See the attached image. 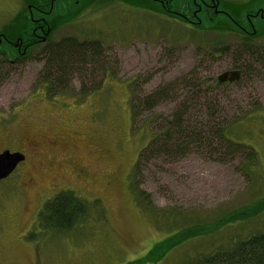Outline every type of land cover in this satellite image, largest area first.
Instances as JSON below:
<instances>
[{"label":"rangeland","instance_id":"1","mask_svg":"<svg viewBox=\"0 0 264 264\" xmlns=\"http://www.w3.org/2000/svg\"><path fill=\"white\" fill-rule=\"evenodd\" d=\"M34 1L37 14L42 0H0V31L25 10L27 16ZM51 3L44 17L65 20L51 41H99L107 75L102 85L100 76L93 78L85 91L74 77L71 87L48 96L40 75L41 43L0 81V154L20 151L28 157L0 181V264H192L264 234V211L216 226L264 200V63L246 59L236 37L193 32L170 14L123 0ZM216 42L228 52L212 55ZM250 45L264 54V37ZM240 57L243 74L235 63ZM234 72L239 79L231 82ZM186 76L216 104L213 114L237 123L230 139L252 147L258 162L246 167L241 158L221 161L193 151L176 161L153 159L135 178L140 153L162 132L176 105L144 111L134 123L132 90L141 98ZM208 115L203 111L205 122ZM63 192L74 193L88 212L70 228L49 229L40 214ZM194 227L198 234L183 237ZM169 239L165 250L159 247Z\"/></svg>","mask_w":264,"mask_h":264},{"label":"trees","instance_id":"2","mask_svg":"<svg viewBox=\"0 0 264 264\" xmlns=\"http://www.w3.org/2000/svg\"><path fill=\"white\" fill-rule=\"evenodd\" d=\"M123 1L165 16L169 14L167 10L174 11L173 17H176L183 25L190 26V30L193 32L236 37L243 45L239 51L246 59L264 63V54L253 51L250 45V42L264 37V18L259 16L251 17L258 14L257 10L264 8V0H251L245 3L223 0H214V2L212 0ZM30 4L35 6L36 1ZM48 7H50L49 4L39 8L46 9ZM254 7H258L257 10ZM25 13L26 10L24 14H19L15 22L6 28L5 31H0V37L4 36L6 38V34H8L11 37L10 40L15 42V44L19 40L24 45L30 44L32 49H34L41 42L38 41L36 36L31 35L32 27L35 25L29 19L28 14L26 16ZM178 14L182 17H179ZM45 19L48 28L46 26L43 29L44 34H47V40L45 48L42 50L44 67L40 75L46 94L55 97L59 91L66 90V87L73 85L74 77L80 80L82 91H85V88H88L89 83L97 76L101 77L100 82L102 85V80L107 75L106 67L108 66L104 57L105 52L102 43L99 41H80L72 37L64 38L58 43L52 42L53 33L64 25L65 20L62 19L60 24L54 18ZM212 47L215 49L212 55L228 52L226 45L222 47L217 42ZM13 51L16 52V48ZM29 55L30 52L15 62H10L0 56V81L11 67L21 65ZM235 63L239 72L243 74V65L246 63L242 57ZM249 63H247V67H249ZM239 72L232 73V78L229 81L236 82L239 79L237 78ZM225 78L226 76H223L216 81L217 87L221 86V82L223 84ZM138 83L139 80L135 81L133 87L135 85L137 88ZM99 87L101 86L97 88ZM134 91L132 90L130 101L134 123L137 122L136 120L144 111H152L166 103L176 105L175 111L169 118L165 119V128L140 153L139 163L134 171L135 178L138 176L142 165L149 163L153 159L166 156L176 161L193 153V151H200L208 156H217L221 158V161L241 158L246 160V167L254 166L258 162V155L252 147L236 144L230 139V127L237 123L227 124L219 119L217 114H213V108H215L216 104L213 101H209L208 97L203 96V87L196 84L190 76L163 84L141 98L137 97ZM180 92L187 93L190 96L186 95V97L184 96L185 94L176 96V93ZM203 111H207L209 114V121L207 122L203 119ZM152 123L153 120L150 125ZM248 170L250 171L249 168ZM86 209L88 212V205L74 193L63 192L46 203L39 219L41 223L50 224L51 227L49 229L70 228L72 223L74 224L76 221L80 222L84 219ZM263 211L264 200L262 199L248 210L235 212L228 217H224L216 223V226H221L224 222H235L237 219H252ZM198 229L200 230L199 227L186 229L183 237L191 239L199 233ZM170 242H172V239L161 243L159 247H163L165 250L171 244ZM192 264H264V234L251 236L238 242L232 248L219 249L197 259Z\"/></svg>","mask_w":264,"mask_h":264},{"label":"flooded vegetation","instance_id":"3","mask_svg":"<svg viewBox=\"0 0 264 264\" xmlns=\"http://www.w3.org/2000/svg\"><path fill=\"white\" fill-rule=\"evenodd\" d=\"M51 1L53 3V1H57V0H51ZM156 1H158V0H156ZM47 4H48V0H42V6L41 7H45ZM34 9L37 10L36 6L31 7L30 8V12L28 14L29 19H31V21L35 25L34 27H32L31 35L32 36H36V38H38L39 42H41L42 44H45V42L47 40V38H46L47 34L46 33L44 34V29L43 28H45L47 26V24H46V19H45L44 16H46L49 12L46 11L44 8H42V9H40L39 13L35 14L34 11H33ZM167 12L171 16H174L173 15L175 13L174 11L167 10ZM257 12H258L257 15H252L251 17H258L259 16L261 18H264V8H261V10H257ZM178 15H179V17H182L180 14H178ZM47 28H48V26H47ZM20 42L21 41L18 40V42L15 44V42L11 41L7 37L5 38L4 36H1L0 37V47H2L3 44H4V46H3V48H0V54H1L0 56L8 59L10 62H15V61L21 59L22 57L26 56L27 53L32 52L33 49H32L30 44L24 45V43H22V42L20 43ZM14 48H16V52L13 51ZM27 146L29 148H31V150H34V149H32V145L28 144ZM24 152H26V151H24ZM11 153L12 154L21 153L22 155L25 156V161L20 163L18 165L17 169H19L21 165H23V164H25L27 162V158L28 157H27L26 153H23V152H20V151H15V152H11ZM27 183L30 186H32V184H33L31 179H28Z\"/></svg>","mask_w":264,"mask_h":264},{"label":"water","instance_id":"4","mask_svg":"<svg viewBox=\"0 0 264 264\" xmlns=\"http://www.w3.org/2000/svg\"><path fill=\"white\" fill-rule=\"evenodd\" d=\"M214 2V0H212ZM25 161V156L21 153L12 154L10 151H5L0 155V181L8 178L18 167Z\"/></svg>","mask_w":264,"mask_h":264}]
</instances>
